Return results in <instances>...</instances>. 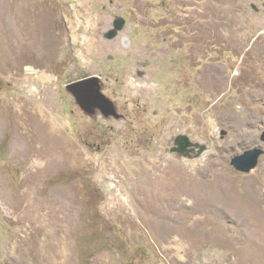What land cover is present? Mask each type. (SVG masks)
I'll return each mask as SVG.
<instances>
[{
    "label": "rangeland",
    "instance_id": "1",
    "mask_svg": "<svg viewBox=\"0 0 264 264\" xmlns=\"http://www.w3.org/2000/svg\"><path fill=\"white\" fill-rule=\"evenodd\" d=\"M263 3L0 0V264H264Z\"/></svg>",
    "mask_w": 264,
    "mask_h": 264
},
{
    "label": "water",
    "instance_id": "2",
    "mask_svg": "<svg viewBox=\"0 0 264 264\" xmlns=\"http://www.w3.org/2000/svg\"><path fill=\"white\" fill-rule=\"evenodd\" d=\"M264 7V4H263ZM126 21L122 17H116L104 38L108 41L115 39L119 32L125 28ZM128 38L125 37V41ZM138 72V76H141ZM101 78L91 76L77 80L66 85V91L73 97L75 103L87 115L94 117L97 113L105 119L114 118L120 120L123 117L118 114L117 106L103 93ZM225 135V133H223ZM264 140V137L262 138ZM207 150V146L193 142L188 135H178L174 140V147L171 153L181 155L183 158H198ZM193 154V155H191ZM264 155V150L254 148L245 151L242 155L236 156L231 161V166L240 173L248 174L253 171L259 161V157Z\"/></svg>",
    "mask_w": 264,
    "mask_h": 264
},
{
    "label": "flooded vegetation",
    "instance_id": "3",
    "mask_svg": "<svg viewBox=\"0 0 264 264\" xmlns=\"http://www.w3.org/2000/svg\"><path fill=\"white\" fill-rule=\"evenodd\" d=\"M264 4V3H263ZM263 4H262V7H263Z\"/></svg>",
    "mask_w": 264,
    "mask_h": 264
},
{
    "label": "bare ground",
    "instance_id": "4",
    "mask_svg": "<svg viewBox=\"0 0 264 264\" xmlns=\"http://www.w3.org/2000/svg\"><path fill=\"white\" fill-rule=\"evenodd\" d=\"M203 200V199H202ZM262 238V237H261ZM261 241V240H260Z\"/></svg>",
    "mask_w": 264,
    "mask_h": 264
}]
</instances>
